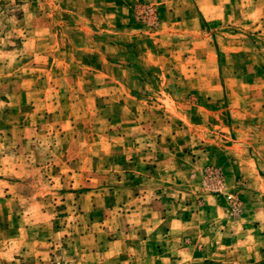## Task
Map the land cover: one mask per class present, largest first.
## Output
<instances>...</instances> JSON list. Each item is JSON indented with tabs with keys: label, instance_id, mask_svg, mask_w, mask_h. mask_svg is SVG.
<instances>
[{
	"label": "rangeland",
	"instance_id": "374dc122",
	"mask_svg": "<svg viewBox=\"0 0 264 264\" xmlns=\"http://www.w3.org/2000/svg\"><path fill=\"white\" fill-rule=\"evenodd\" d=\"M232 1L204 42L156 40L150 0H0V264H175V249L145 242L144 210L131 214L157 155L167 162L154 134L183 113L209 126L223 97L254 96L264 112V0ZM197 182L239 216L242 180L209 165Z\"/></svg>",
	"mask_w": 264,
	"mask_h": 264
},
{
	"label": "crops",
	"instance_id": "0c3cea01",
	"mask_svg": "<svg viewBox=\"0 0 264 264\" xmlns=\"http://www.w3.org/2000/svg\"><path fill=\"white\" fill-rule=\"evenodd\" d=\"M135 1L130 0L127 7L131 9ZM150 1L156 3L159 15L156 40L188 36L206 42L211 28L229 19L226 9L234 5L232 0ZM235 4L243 6L242 2ZM166 53L173 52L166 49ZM206 102L216 103L212 98ZM257 104L254 96L223 97V108L212 111L210 106L209 126L208 120L198 123L183 113L181 126L172 127L169 134L162 130L154 134L151 148L163 150L166 143L167 162L165 154L157 155L152 174L155 183L152 188L146 186L131 214L138 207L144 210L145 242L175 249L172 263L264 264V129H258L264 123V112H255ZM222 109L223 119L213 120L212 116L222 115ZM216 125L223 129L220 136ZM201 139L204 148L199 150L195 145ZM209 165L220 166L229 185L236 178L243 181L237 190L242 203L239 216L225 212L224 199L198 193L197 179ZM248 248L254 251L241 256Z\"/></svg>",
	"mask_w": 264,
	"mask_h": 264
},
{
	"label": "built area",
	"instance_id": "2783aa9c",
	"mask_svg": "<svg viewBox=\"0 0 264 264\" xmlns=\"http://www.w3.org/2000/svg\"><path fill=\"white\" fill-rule=\"evenodd\" d=\"M139 13L143 14L145 17H147V20L150 23H153V9L151 7H141L139 9ZM208 180H211L213 182V190L219 191L220 190V184L221 183V174L218 169H211L208 172ZM225 197L230 202L229 204V210L232 214H237L240 210V204L237 200V198L232 193H226Z\"/></svg>",
	"mask_w": 264,
	"mask_h": 264
}]
</instances>
